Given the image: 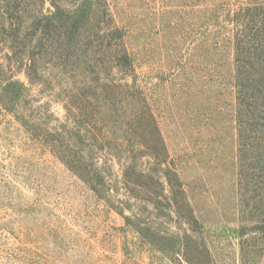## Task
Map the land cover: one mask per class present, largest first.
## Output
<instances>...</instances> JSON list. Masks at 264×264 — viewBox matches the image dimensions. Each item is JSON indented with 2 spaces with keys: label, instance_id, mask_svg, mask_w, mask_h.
Masks as SVG:
<instances>
[{
  "label": "rangeland",
  "instance_id": "374dc122",
  "mask_svg": "<svg viewBox=\"0 0 264 264\" xmlns=\"http://www.w3.org/2000/svg\"><path fill=\"white\" fill-rule=\"evenodd\" d=\"M80 1L0 0V264H264V0Z\"/></svg>",
  "mask_w": 264,
  "mask_h": 264
},
{
  "label": "trees",
  "instance_id": "16d2710c",
  "mask_svg": "<svg viewBox=\"0 0 264 264\" xmlns=\"http://www.w3.org/2000/svg\"><path fill=\"white\" fill-rule=\"evenodd\" d=\"M93 7L94 1L92 0H81L79 2L75 11V13H77L75 15H77L78 19L72 25L74 29L77 28V23L81 21V17L89 14L93 10ZM62 14L64 13H61L60 17L58 14L51 17L62 20V18H64ZM51 24L52 22L44 26L46 33L51 30V27H49ZM115 32L121 39L122 34L118 29L115 30ZM240 49H242V47L239 44L236 45L237 53H239ZM257 50L258 49L255 50L254 54H257ZM120 62L124 65L131 66V59L124 51L120 55ZM236 70L235 87L237 89L238 110L239 106L243 104L246 107L248 119L251 121L252 126L256 127V130L260 128L264 129V60L260 59V57H257L256 60L252 59L248 61L236 59ZM256 134L258 140H261V143L258 145L260 149L264 145V132L258 130ZM175 179H177L176 176Z\"/></svg>",
  "mask_w": 264,
  "mask_h": 264
}]
</instances>
